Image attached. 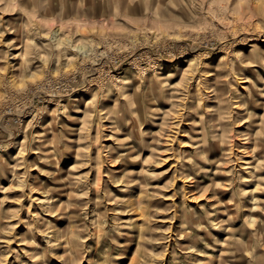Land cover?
<instances>
[{"label":"rangeland","instance_id":"1","mask_svg":"<svg viewBox=\"0 0 264 264\" xmlns=\"http://www.w3.org/2000/svg\"><path fill=\"white\" fill-rule=\"evenodd\" d=\"M132 258L264 264V0H0V264Z\"/></svg>","mask_w":264,"mask_h":264},{"label":"bare ground","instance_id":"2","mask_svg":"<svg viewBox=\"0 0 264 264\" xmlns=\"http://www.w3.org/2000/svg\"><path fill=\"white\" fill-rule=\"evenodd\" d=\"M251 45V44H250ZM211 88H209V90H210ZM250 101L251 102H256V104H262V102L259 100V98H258V96L254 93V92H251L250 93ZM134 101V100H133ZM260 128H262V127H260ZM205 134V133H204ZM203 134V135H204ZM205 137V136H204ZM203 143V142H202ZM214 143H216L215 141H214ZM209 144H211V143H209ZM203 145V144H202ZM211 146H212V144H211ZM211 146L209 145L208 147H206V146H201V148L202 149H210L211 148ZM129 151L131 152V151H133V148H131V146H129ZM118 153V152H117ZM119 155H122V153H118L117 154V156H119ZM245 166L244 167H246V168H248V167H250L251 168V170H254L255 169V167L257 166V163H258V159H256V158H253V157H250V160H245ZM123 169H124V167H121V168H117L116 169V173H121L122 171H123ZM73 178V177H72ZM42 199V200H41ZM40 200H38V202H44L45 200H47V197H43V198H41ZM132 262H134V258H132L131 259V261H129V263L128 264H130V263H132Z\"/></svg>","mask_w":264,"mask_h":264}]
</instances>
